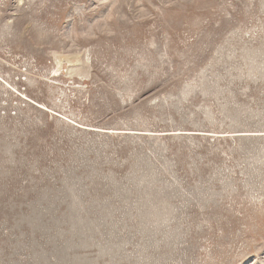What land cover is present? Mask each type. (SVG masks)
Wrapping results in <instances>:
<instances>
[{
	"label": "rangeland",
	"instance_id": "374dc122",
	"mask_svg": "<svg viewBox=\"0 0 264 264\" xmlns=\"http://www.w3.org/2000/svg\"><path fill=\"white\" fill-rule=\"evenodd\" d=\"M0 264H264V0H0Z\"/></svg>",
	"mask_w": 264,
	"mask_h": 264
}]
</instances>
